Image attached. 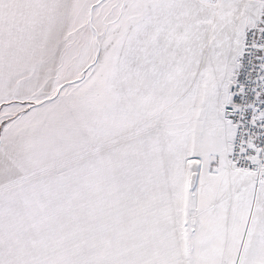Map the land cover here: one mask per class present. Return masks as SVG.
I'll return each mask as SVG.
<instances>
[{
  "label": "snow or ice",
  "instance_id": "snow-or-ice-1",
  "mask_svg": "<svg viewBox=\"0 0 264 264\" xmlns=\"http://www.w3.org/2000/svg\"><path fill=\"white\" fill-rule=\"evenodd\" d=\"M0 264H264V0H0Z\"/></svg>",
  "mask_w": 264,
  "mask_h": 264
}]
</instances>
